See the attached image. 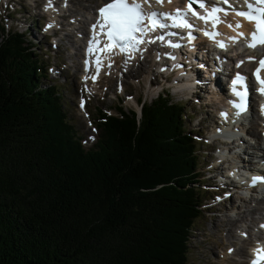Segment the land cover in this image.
<instances>
[{
	"label": "trees",
	"instance_id": "16d2710c",
	"mask_svg": "<svg viewBox=\"0 0 264 264\" xmlns=\"http://www.w3.org/2000/svg\"><path fill=\"white\" fill-rule=\"evenodd\" d=\"M6 35L0 264H185L202 191L182 106L159 95L139 115L97 110L99 135L83 148L54 85H38L36 53L21 32Z\"/></svg>",
	"mask_w": 264,
	"mask_h": 264
},
{
	"label": "rangeland",
	"instance_id": "374dc122",
	"mask_svg": "<svg viewBox=\"0 0 264 264\" xmlns=\"http://www.w3.org/2000/svg\"><path fill=\"white\" fill-rule=\"evenodd\" d=\"M53 1V25L50 20L51 18L44 14V12H46L45 4L48 3V0H6L1 3L0 27L2 26L3 30L0 29V39L8 36L6 33L9 31H19L22 33L23 39L26 38V41L30 42L31 54L36 53L37 57L35 60L41 62L45 73V76L40 79L38 85L41 87L54 85L56 88V95H58L60 100L62 112L65 114L68 121H70L73 130L77 132L83 148L92 146L96 137L99 135V129L96 125L97 121L95 119L98 109L100 112L111 114L116 112V106H120L124 109L130 107L137 109L139 99L140 101H148L155 97L161 84L165 82L168 87H164L160 94L164 95L165 97H162L168 99L170 102H177L182 106L181 113L184 116L181 118V126L186 127L191 134L195 133L193 135L195 145L197 153L200 155L197 161L196 173L200 183H202L201 187L198 183V188L202 191L200 206L202 213L192 225L189 241L187 243L185 264H239L238 261L240 259H238L237 256L235 257V251L233 253L234 258L231 259L230 257L233 249L229 251L227 249L224 250V248L229 242H234L235 244L240 243L237 245H243L244 249L248 251L250 245H246L244 243L245 241L241 243L244 238L243 226L250 227L253 232L254 224L252 225V217L246 219L238 215L235 207L240 205V202H238L239 199L236 198V193L228 196L225 193L226 191L217 185L218 183H214L215 174L209 171V168L217 165V162H221L216 160L214 156H211L212 143L211 146L208 145L210 141L205 138L206 132H210L213 129L214 120L211 115H214V106L219 104V97L213 100L215 105L211 107L207 105L204 106L206 102H209V100L206 99L210 94V89H206L209 87L208 84L203 85V91L198 92L197 96H195L198 98L197 102L173 94V83H171V81L175 73L172 76L170 74L168 78L156 75L155 70L157 68L155 66H157V64L150 60L141 61L142 64L138 61H134L131 66V70L133 71L130 70V72L133 73L129 72V74H127L125 70L128 68V65L123 62L122 66H120L118 65L119 63H116L117 61L112 59L111 63H109L111 67H108L109 64L107 63V68L105 69L103 67V69H101L102 73L101 76H99L101 82H90L88 78L85 79L87 75L81 71L78 62L81 48L79 37L82 35L84 36V33L78 31L79 23L76 24V21H70L71 27L75 28L73 33H71L65 26L67 21L62 20L58 15H61L60 10L65 9V7L75 10L77 13L79 8L86 5L89 9V14L86 16V19L82 21L86 32L87 22L93 15L94 7L104 0ZM7 2L9 3L5 5ZM78 4L81 5L78 6ZM83 12L86 11L81 10V14H83ZM46 19H49L50 22H48V20L46 21ZM47 22L49 23L47 25L49 28L56 29L62 24L66 29L62 32L56 29L57 36L48 40L46 36H44V32L48 34L49 31L45 30V26H43ZM64 34H69L71 36L68 39L69 42H66V39H62L61 42L56 41L57 45L55 48L50 45L51 40H59L60 36ZM74 64L75 67L73 66ZM53 67H55L56 70L52 71ZM181 68H185L184 65H181ZM183 82H181V84ZM188 85L191 87L189 82ZM188 85H182L180 87L184 89L181 90L183 93L186 88H188ZM174 86L176 87V84H174ZM170 90H172L171 93ZM79 102H83L84 106L82 108L78 107L77 104ZM251 120L254 122L252 118ZM261 145L263 147L262 143ZM213 148H218L216 150L220 151L217 143H213ZM216 152L217 151L214 150L213 153L216 154ZM251 153L254 155L253 151ZM243 155L244 154L241 156ZM228 198H230L229 202L226 201ZM250 202L251 201H248L246 206L248 209L252 210V215L257 219L261 215L262 210L256 211L254 208L257 206H259V208H261L260 206L264 207V204L256 205ZM219 207L221 209L223 207L224 210L221 214L216 212V209ZM230 210H232V212ZM225 216H228V218L231 217L230 219H238L240 222H236V226L226 225L220 227V225H217L218 219L223 217L227 218ZM225 232L228 234H224ZM221 243H224V246H221ZM242 257V260H246V253L242 255Z\"/></svg>",
	"mask_w": 264,
	"mask_h": 264
},
{
	"label": "snow or ice",
	"instance_id": "6c2138e0",
	"mask_svg": "<svg viewBox=\"0 0 264 264\" xmlns=\"http://www.w3.org/2000/svg\"><path fill=\"white\" fill-rule=\"evenodd\" d=\"M171 3V0H166ZM153 3L161 4L165 3V0H110V2L103 4L98 8L97 18L94 24L91 25L92 36L88 41L87 54H93V44L99 43L98 36L102 33L108 40V44L104 47L111 51L112 47L119 48L121 53H124L127 59H131V52L140 51L139 45L144 43H155L160 41L162 45H166L172 48H180L181 44L173 42L168 37H179L180 39H187L189 43L196 37L193 36V31H203L205 36L214 38L216 35H221L217 31L209 32L205 29H197L196 25L192 22V18L199 19L205 23H208L209 18H212L213 27L215 28L217 23L225 22L221 18L229 15V12L218 5H208L206 0H187V11L184 9H175L174 12H157L154 9L147 11L143 5L147 4L151 8ZM225 4H228V0H224ZM197 5L200 9L204 10V15H200L193 9V5ZM229 7H232L230 4ZM236 16L244 17L248 22L253 24V31L249 33L251 40L248 41L247 47L255 48L258 45L264 46V0H245V8L242 10H235ZM191 14V15H189ZM229 28L239 29L242 25L237 22L235 25L228 24ZM182 29L187 30V35L181 36L178 32L167 31L169 29ZM99 29V33L97 32ZM159 30L161 35L152 38H146L148 33ZM237 35L241 38L244 37V33L238 32ZM233 43L237 42L236 37H229ZM217 46L226 48L223 42H217ZM169 58L174 59L170 53L166 54ZM160 58V54H157V59ZM99 60V57H97ZM127 59L125 64H127ZM250 60L255 59L253 57ZM243 61H241V64ZM260 67L256 69L258 74L261 68H264V57L259 61ZM88 61L85 60V70L87 71ZM240 65L238 64L237 67ZM111 67V64L108 65ZM163 71V69H161ZM99 71V66L97 68ZM87 79V77H85ZM95 80V77H93ZM257 83L260 88L257 89L262 95H264V79H261L259 75H256ZM232 93L238 98V103L233 102V106L240 112L247 109L249 86L246 77L237 73L235 78L231 81ZM83 107V102L81 103ZM261 112L264 114V105H261ZM222 115H225L222 113ZM219 199V198H218ZM264 227V225H262ZM229 251H232L229 249ZM256 254V258L251 261V264H259V260L264 258L261 253H264V248L257 247L253 250Z\"/></svg>",
	"mask_w": 264,
	"mask_h": 264
},
{
	"label": "bare ground",
	"instance_id": "6f19581e",
	"mask_svg": "<svg viewBox=\"0 0 264 264\" xmlns=\"http://www.w3.org/2000/svg\"><path fill=\"white\" fill-rule=\"evenodd\" d=\"M4 1L6 0H0V4L3 3ZM30 1V0H29ZM67 1V0H66ZM78 1V0H77ZM105 1V0H104ZM184 0H171V3H168L166 2L165 0V3H163V5L161 4H157V3H153L151 7H156V8H159V9H169L171 10L172 12L175 11V9H182V7L180 6V3L183 2ZM53 3L54 1L53 0H49L47 5L45 6L46 8V15L49 16L53 23V18H52V15H53V11H54V7H53ZM101 3V2H100ZM103 3V1H102ZM69 5H70V1H69ZM81 5V4H78V6ZM97 6V5H96ZM95 6V7H96ZM145 6H148L147 4H145ZM220 7H222V5H219ZM224 8V7H223ZM81 10H84L86 12H83V14H81ZM88 7L85 5L84 7L82 8H79V11L76 13L75 10L73 9H69L67 7H65V9H62L60 10L61 11V15H66L68 16V20L67 21V24H65L66 28L71 32L73 33V30L75 29L74 27H71V22L70 21H76V24H78V31L80 33H84L85 32V29H84V23L82 21H84L83 19H86V16L89 14V11H88ZM229 12V11H228ZM82 19H81V18ZM94 17V15H92V18ZM223 19V18H222ZM225 22H223L222 24H226V25H219L216 29H214L213 31H217L219 33H221V35H216L214 38H209L208 37V43H209V46H212V45H216L217 46V42H221L219 39H217L218 37H227V39L229 40V42L231 44H234L232 42V40L229 39V37H233V36H230V35H226L224 30L227 29L229 30L230 32L234 33V34H237L238 32H245V31H248V25L244 22V21H229L228 19H223ZM237 22H239L242 27H240L239 29H236V28H229L227 25L230 23L232 25H235ZM92 22H90V25H91ZM70 25V26H69ZM64 27V25H60V30L64 31V29H66ZM212 31V32H213ZM211 33V32H210ZM85 35V34H84ZM71 36L69 34H64L58 41L61 42L62 39L65 40L66 39V42H69V38ZM244 42L243 38L239 37V39H237V42L236 43H239V42ZM205 44V43H203ZM225 44V43H224ZM200 48V45L198 44L196 47H194V50H197ZM155 49H152L150 50V52H148V55H146L147 57H150V58H155L157 59V51H154ZM252 53L253 51H250L248 50L245 54H244V60L243 62L246 63L247 61H250V57H252ZM110 58V59H109ZM111 57L110 56H105V57H101V60H100V65L99 67L100 68H103V65L106 64L107 62L111 63ZM144 61H147L146 57L143 58ZM158 61H161V58L157 59ZM121 60H118L117 63H120ZM134 62V61H133ZM133 62H129L130 64H128V68L125 70L127 74H129L130 70H131V66L133 65ZM108 63V64H109ZM114 65V64H113ZM119 65V64H118ZM161 66V64H159ZM75 67V64L73 65ZM120 66H122V64H120ZM116 68V67H115ZM85 69V68H84ZM106 69V68H105ZM121 69V68H120ZM53 70H56L55 67L52 68V71ZM175 70L177 71L176 72V75L179 77V75L182 73L181 71L184 70V68H181V66H179V64L175 67ZM198 69L195 67H193L192 69V73L193 75L196 77L197 79V83L194 85V87L190 90V99L193 100L194 102H197L198 98H196L195 96H197L198 92H202V86H203V83H205L203 80L204 78L199 74V72L197 71ZM226 70V69H225ZM133 71V70H131ZM107 72V71H106ZM98 71H94L93 72V75L90 76V79L93 80V77H96ZM130 73H133V72H130ZM58 74V73H57ZM89 75V74H88ZM109 75V74H108ZM113 76V75H112ZM88 78V77H87ZM96 80V79H95ZM93 80L94 83L96 82H101V79L99 78V75L97 76V80L95 81ZM152 80V79H151ZM150 80V81H151ZM215 80V79H214ZM91 82V81H90ZM182 85H187V82H183L181 84L178 85V88H180ZM95 86V84H94ZM96 87V86H95ZM92 88V87H91ZM205 89V88H204ZM220 97L221 99L219 100L220 104L222 103V97L221 96H217V95H213L212 91H210V94L207 96V100H209L210 102H213V99L215 98H218ZM200 98V97H199ZM263 102H264V96H263ZM215 105V103H214ZM205 106V104H204ZM256 111L254 110V113ZM257 116V115H256ZM207 117V116H205ZM264 117V116H263ZM245 134H248V136H250V139L251 141L250 142H246L245 143V146L243 147L244 149L242 150V154H244L243 156L246 157V160L247 161H244V164L246 166H250V161H252L253 159L255 158H261L262 160H264V147H262L261 143H262V137H264V123L263 124H257L256 121H249L248 122V125L247 127L245 128ZM254 152V155L253 153L251 152ZM212 170L215 172L216 175H220L221 172L223 171V169L221 168V163H218L217 165L213 166L212 167ZM253 194H257L256 191L254 189L250 190V195L247 197V196H242L240 197V204L238 207H236V212L238 213L239 216H241L242 218H248V217H252V224L256 222V219L250 209L247 208L246 204L248 201H251L250 203H255L256 205L258 204H264L262 201H259V200H256V196L257 195H253ZM236 195H239V194H236ZM238 197V196H236ZM229 199L228 198L226 201L229 202ZM216 204V203H214ZM221 206V205H220ZM233 207V206H232ZM261 208H259V206H257L256 208H254V210L256 211H261L263 210L264 207L260 206ZM259 208V209H258ZM253 209V208H251ZM223 207L222 209L219 207L216 209V212H218L219 214H221L223 212ZM232 212V210H230ZM260 213V212H259ZM252 215V216H251ZM227 218H220L218 219V224L217 225H220V227H224L226 225H231V226H236V222H240L238 219H230L231 217L228 218V216H225ZM242 221V220H241ZM228 223V224H226ZM245 228H247L245 226ZM237 230V229H236ZM235 230V231H236ZM224 234H228V233H224ZM231 235V234H230ZM233 236V235H232ZM245 241V242H244ZM244 242L246 245H250L249 244V239H246V240H242L241 243ZM221 246H224V243H221L220 244ZM235 243L234 242H229V244L224 248L229 250V249H233V251L231 252V259H233V253L235 251L236 255L235 257L237 256L238 259H240L238 261L239 264H245V261L246 260H242L243 257L242 255H244L246 253V257H250L251 256V253L253 251L252 248H250V254L247 255V251L244 249V246L243 245H238L235 247ZM230 246V247H229ZM243 246V247H242ZM228 247V248H227ZM242 247V248H241ZM245 258V257H244ZM246 259V258H245ZM244 261V262H243Z\"/></svg>",
	"mask_w": 264,
	"mask_h": 264
},
{
	"label": "clouds",
	"instance_id": "9594fccd",
	"mask_svg": "<svg viewBox=\"0 0 264 264\" xmlns=\"http://www.w3.org/2000/svg\"><path fill=\"white\" fill-rule=\"evenodd\" d=\"M139 100H140V99H139ZM131 109H132V108H131ZM137 115H139V111H138Z\"/></svg>",
	"mask_w": 264,
	"mask_h": 264
}]
</instances>
